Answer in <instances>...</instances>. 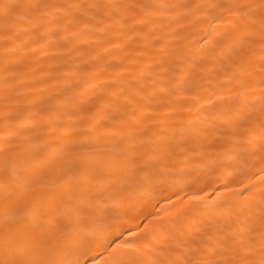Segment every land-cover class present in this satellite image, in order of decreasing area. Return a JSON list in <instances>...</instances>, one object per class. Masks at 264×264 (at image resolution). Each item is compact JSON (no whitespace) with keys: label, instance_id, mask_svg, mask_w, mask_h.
<instances>
[{"label":"bare ground","instance_id":"6f19581e","mask_svg":"<svg viewBox=\"0 0 264 264\" xmlns=\"http://www.w3.org/2000/svg\"><path fill=\"white\" fill-rule=\"evenodd\" d=\"M0 264H264V0H0Z\"/></svg>","mask_w":264,"mask_h":264}]
</instances>
